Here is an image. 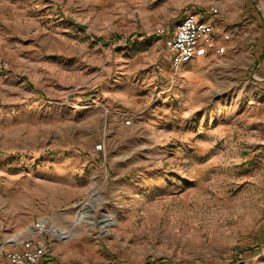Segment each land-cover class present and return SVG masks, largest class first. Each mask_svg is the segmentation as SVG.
<instances>
[{"label":"rangeland","instance_id":"rangeland-1","mask_svg":"<svg viewBox=\"0 0 264 264\" xmlns=\"http://www.w3.org/2000/svg\"><path fill=\"white\" fill-rule=\"evenodd\" d=\"M229 1L0 0L1 264L24 238L38 264H264V0L246 52L169 66Z\"/></svg>","mask_w":264,"mask_h":264},{"label":"built area","instance_id":"built-area-1","mask_svg":"<svg viewBox=\"0 0 264 264\" xmlns=\"http://www.w3.org/2000/svg\"><path fill=\"white\" fill-rule=\"evenodd\" d=\"M204 40H212L209 25L200 19L198 12H188L177 23L170 40V65L177 69L182 64L188 62L199 43ZM220 53V47L215 49ZM130 120H125L129 124ZM102 144L95 145L96 149H101ZM44 246L35 242L32 238H24L19 242H13L10 249L4 252L5 260L8 264H38L44 255Z\"/></svg>","mask_w":264,"mask_h":264},{"label":"crops","instance_id":"crops-1","mask_svg":"<svg viewBox=\"0 0 264 264\" xmlns=\"http://www.w3.org/2000/svg\"><path fill=\"white\" fill-rule=\"evenodd\" d=\"M249 5L250 0H230L225 6L224 11L221 10L219 13H216V11H213V14L198 12L200 19L209 25L212 40H216L221 46L220 49L222 53L227 51H233L235 53L239 51L246 52L247 46L243 44L250 43L252 39L258 38L260 33V22L253 8L249 9ZM244 11L246 12L243 13ZM173 31L170 34L167 44L170 67V40ZM243 35H250L252 37L248 40H244ZM254 43L256 44V41H254ZM200 48H204V51H208L209 40L200 42L195 52L199 51Z\"/></svg>","mask_w":264,"mask_h":264},{"label":"trees","instance_id":"trees-1","mask_svg":"<svg viewBox=\"0 0 264 264\" xmlns=\"http://www.w3.org/2000/svg\"><path fill=\"white\" fill-rule=\"evenodd\" d=\"M144 264H168V262L167 261H163L162 259H157V260H154V261H147Z\"/></svg>","mask_w":264,"mask_h":264},{"label":"bare ground","instance_id":"bare-ground-1","mask_svg":"<svg viewBox=\"0 0 264 264\" xmlns=\"http://www.w3.org/2000/svg\"><path fill=\"white\" fill-rule=\"evenodd\" d=\"M51 231H52L53 234H58L56 229H51Z\"/></svg>","mask_w":264,"mask_h":264}]
</instances>
